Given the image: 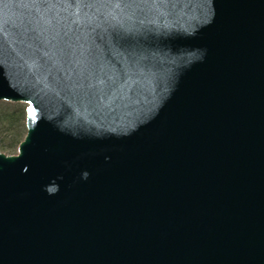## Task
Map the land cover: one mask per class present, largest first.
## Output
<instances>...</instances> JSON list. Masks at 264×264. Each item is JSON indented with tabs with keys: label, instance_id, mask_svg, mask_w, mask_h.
I'll use <instances>...</instances> for the list:
<instances>
[{
	"label": "water",
	"instance_id": "1",
	"mask_svg": "<svg viewBox=\"0 0 264 264\" xmlns=\"http://www.w3.org/2000/svg\"><path fill=\"white\" fill-rule=\"evenodd\" d=\"M0 264H264V0H0Z\"/></svg>",
	"mask_w": 264,
	"mask_h": 264
},
{
	"label": "trees",
	"instance_id": "2",
	"mask_svg": "<svg viewBox=\"0 0 264 264\" xmlns=\"http://www.w3.org/2000/svg\"><path fill=\"white\" fill-rule=\"evenodd\" d=\"M26 133V106L22 103H0V151H11Z\"/></svg>",
	"mask_w": 264,
	"mask_h": 264
},
{
	"label": "rangeland",
	"instance_id": "3",
	"mask_svg": "<svg viewBox=\"0 0 264 264\" xmlns=\"http://www.w3.org/2000/svg\"><path fill=\"white\" fill-rule=\"evenodd\" d=\"M1 102H9V101H5V100H3V101H0V103ZM22 104H24V103H22ZM26 134V133H25ZM25 136V135H24ZM23 139H24V137H23ZM22 139V140H23ZM0 152H4V153H6V154H9V155H11V154H17L18 153V146H16V147H14V149L13 150H11V151H9V152H7V151H0Z\"/></svg>",
	"mask_w": 264,
	"mask_h": 264
}]
</instances>
